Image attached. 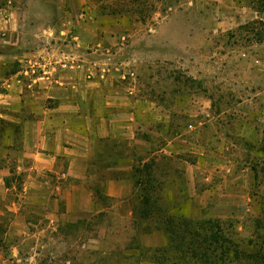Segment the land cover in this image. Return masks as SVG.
<instances>
[{
	"label": "crops",
	"instance_id": "obj_1",
	"mask_svg": "<svg viewBox=\"0 0 264 264\" xmlns=\"http://www.w3.org/2000/svg\"><path fill=\"white\" fill-rule=\"evenodd\" d=\"M8 1L9 6L0 7V66L15 64L20 71L0 76V122L9 124L8 133L0 130V229H7L0 230V237L27 240L43 237L44 228L74 221L73 212L94 210L87 181H93L89 167L101 141L138 148L145 162L159 155L172 157L178 142L192 143L172 133V115L180 106L176 96L163 94L158 84L159 66L183 58L172 20L153 26L135 21L136 0ZM222 1L234 3L237 15L231 27L214 33L264 21V13L246 7L245 0ZM159 10H153L154 20ZM188 46L186 42V50ZM29 65H35L38 74L22 76ZM254 67L262 74L255 70L257 86L250 85L246 102L256 117L264 113V59ZM186 163L185 180L191 185L195 166ZM131 169L127 163L105 173L107 197L121 200L128 195L124 174ZM252 173L242 164L220 182L215 209L236 213L248 189L244 178H253ZM6 214L11 216L8 223ZM31 214L40 218L30 221Z\"/></svg>",
	"mask_w": 264,
	"mask_h": 264
},
{
	"label": "rangeland",
	"instance_id": "obj_2",
	"mask_svg": "<svg viewBox=\"0 0 264 264\" xmlns=\"http://www.w3.org/2000/svg\"><path fill=\"white\" fill-rule=\"evenodd\" d=\"M154 1L136 0L133 9L136 15L132 18L150 26L166 18L172 20V26L177 30L178 54L181 51L183 58L177 64L159 66L158 84L163 94L172 92L176 96L181 111L172 115L173 125L177 126L180 136L192 143L185 146L178 142L172 157L158 156L173 160L161 161L164 167L159 174L161 181L173 201H181L183 208H189L195 218L223 221L228 237L239 242L255 239L264 233V229L259 230L257 226L258 220L264 226V113L255 117L253 108L246 101L252 91L250 85L257 86L253 82L255 70L262 74L254 66L264 59V42L258 44L247 40L246 31H239V28L256 20L227 33H214L215 29L231 27L237 15L234 3L222 0ZM10 4L8 0L0 1L3 8ZM153 10H159L161 14L155 20ZM168 45L166 43V47ZM11 66H0V74L9 72ZM241 102L244 105L235 111V106ZM157 147H162L160 142ZM183 149L187 151L183 152ZM126 151L131 165L134 159L147 158L138 148L127 147ZM186 162L196 167H193L191 185L185 180ZM242 164L250 169V173L256 167V177L253 172V178H244L249 190L243 194L240 209L236 213H220L215 209L221 199L217 187L227 176L241 170ZM127 181L128 195L112 202H97L95 184L89 181L94 194V210L73 212L74 221H66L56 229L44 228L43 237L27 240L0 237V264H152L139 255L143 249L162 247L165 237L160 233L144 235L134 228L131 205L134 188L133 182ZM35 208L41 210L38 204ZM31 215L30 221L40 218ZM3 219L8 223L11 216L6 214ZM39 228L42 227L39 225ZM0 230L5 232L7 229L3 226Z\"/></svg>",
	"mask_w": 264,
	"mask_h": 264
},
{
	"label": "trees",
	"instance_id": "obj_3",
	"mask_svg": "<svg viewBox=\"0 0 264 264\" xmlns=\"http://www.w3.org/2000/svg\"><path fill=\"white\" fill-rule=\"evenodd\" d=\"M245 3L256 11H264V0H245ZM240 30L246 31L247 40L264 42V21H253ZM19 71V66L14 64L9 72L0 76L8 78ZM0 127L3 134L9 132V124L0 122ZM176 130L177 126L172 133L179 135ZM126 148L124 143L117 141L100 142L88 176L89 179L93 177L97 202L113 201L105 195V182L109 178L105 173L117 165L131 163ZM162 160L173 162L158 156L145 162L139 157L134 159L132 171L128 173L134 188L131 200L134 228L144 235L160 233L165 237L162 247L143 249L139 257L152 264H264V233L247 242H239L228 237L223 221L195 218L189 208H183L181 201H173L171 193L164 188L159 176L164 171ZM253 172L256 177V167ZM257 226L259 230L264 229L259 220Z\"/></svg>",
	"mask_w": 264,
	"mask_h": 264
},
{
	"label": "built area",
	"instance_id": "obj_4",
	"mask_svg": "<svg viewBox=\"0 0 264 264\" xmlns=\"http://www.w3.org/2000/svg\"><path fill=\"white\" fill-rule=\"evenodd\" d=\"M31 71L36 75L38 74L37 67L35 65H29L28 69H22L21 75L29 74Z\"/></svg>",
	"mask_w": 264,
	"mask_h": 264
}]
</instances>
